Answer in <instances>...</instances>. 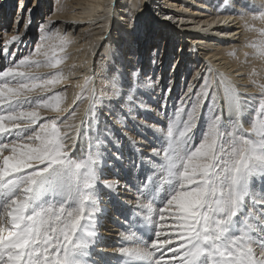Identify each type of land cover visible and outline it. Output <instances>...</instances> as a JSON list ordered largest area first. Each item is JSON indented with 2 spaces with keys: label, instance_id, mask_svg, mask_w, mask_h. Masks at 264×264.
<instances>
[{
  "label": "snow or ice",
  "instance_id": "snow-or-ice-1",
  "mask_svg": "<svg viewBox=\"0 0 264 264\" xmlns=\"http://www.w3.org/2000/svg\"><path fill=\"white\" fill-rule=\"evenodd\" d=\"M251 20L264 24V11ZM54 23L41 27L39 43L19 59L9 46L23 33L3 38L2 52L13 59L0 69V264H113L94 259L97 253L115 264H264V82L252 80L256 94L241 91L209 63L166 127L145 125L158 145L125 170L130 178L141 164L146 169L132 181L135 204L121 246L105 254L98 250L102 197L128 187L104 179L113 158L106 125L86 150L78 153L76 142L99 127L104 108L129 105V116L131 105L142 108L137 93L154 90L158 79L141 81L138 70L127 83L113 76L106 93L86 77L76 96L87 101L82 115L79 105L64 115L66 91L56 89L72 75L61 67L72 40ZM245 27L258 32L246 56L264 61V26Z\"/></svg>",
  "mask_w": 264,
  "mask_h": 264
},
{
  "label": "bare ground",
  "instance_id": "bare-ground-1",
  "mask_svg": "<svg viewBox=\"0 0 264 264\" xmlns=\"http://www.w3.org/2000/svg\"><path fill=\"white\" fill-rule=\"evenodd\" d=\"M7 1L9 0L0 1V69L13 59L11 55L6 59L2 52L5 35L10 37L23 33L21 42L9 46V53H14L15 59L24 56L26 49L28 53L35 48L39 43V40L37 42L35 40L37 37L40 38V29L48 24L49 19L55 22L52 27H58L72 40V44L67 49L69 58L61 66L66 75L69 70L72 75L64 79L56 89V91H66L63 106L68 111L64 115H68L80 105L76 96L84 86L86 77L92 78L93 86L103 87L106 93L111 91L109 85L113 76L119 75L127 83L132 79L131 74L138 70L141 81L149 77L152 81L158 79V85L154 90L146 88L137 93L136 104H142V108L131 105L134 110L130 116L126 111L129 105L113 104L115 113L104 108L102 112L97 113L99 127L93 126L83 133L86 138L78 139L76 142L78 153L86 150L97 133L105 130V125L112 137L106 139L107 152L113 158L109 160L110 166L105 169L108 175L104 179L118 180L121 185L128 187V190L124 187L119 188V197H114L120 199V203L112 204L110 194L106 193L102 197L101 220L104 222L98 231L103 237L101 243L104 245L105 253H113L121 246L119 234L126 232L125 225L130 213H125V210H132V205L135 204L136 188L132 181L139 180L146 171L145 166L141 164L129 178L125 170L132 168V161L140 164L141 157L147 160L151 148L157 147L155 144L158 143V134H154L145 125L165 126L167 118L160 111L162 104H165L162 90L165 85L172 89L181 77H187L188 86L191 84L195 92L202 80L193 77L198 73L201 74L200 70L208 67L210 63L214 69L225 73L241 91L258 93L257 85H254L253 79L250 78L248 66L253 64L259 70L257 72L259 75L254 78L261 83L259 79L264 82L261 79L264 77V68L260 62L264 63V61L252 55L246 56L249 30L245 27V21L249 22L252 16L264 11V0H48L50 5L42 8L44 15L34 23L36 26L39 22L38 33L34 32L30 21L43 7L40 6L43 0H11L6 7ZM12 4L14 7L11 9ZM15 10L16 18L11 23V13ZM7 11L8 15H6ZM154 14L165 21L168 17L170 23L162 22ZM172 18H175V21ZM154 35L156 37L154 42L157 44L152 45L150 40ZM162 36L165 37L167 50L166 46L160 49L163 43L160 42ZM139 39L145 42L143 50L137 47L140 43ZM174 41H182L179 45L182 47L179 54L170 51L175 44ZM185 41L188 45H185ZM121 43L126 45L121 46ZM147 46L150 47L151 54H145ZM233 51L235 54H231ZM160 54H164L162 63L168 60L167 63L171 64L170 68L162 69L161 65L158 66L160 62L156 61V58ZM183 54L191 56L188 73H185L187 64L186 66L182 64V61L188 59ZM234 56H238L245 63L236 64L233 60ZM248 60L250 63L246 64ZM205 61L206 64H203ZM174 64L181 65L177 75L174 71L171 72ZM40 71L46 72L49 69L43 68ZM176 89L175 87L171 91L173 101ZM81 105L79 108L82 115L87 101ZM121 108L125 110L122 111ZM245 126H248L247 123ZM198 132L199 129L197 135ZM132 141L138 143L133 144ZM115 157L120 159L117 160ZM116 172L120 175H115ZM107 210L110 211L109 219L104 218V212ZM118 224L120 228L117 227ZM94 257L100 260L102 255L97 253ZM115 259L112 256L113 262Z\"/></svg>",
  "mask_w": 264,
  "mask_h": 264
},
{
  "label": "rangeland",
  "instance_id": "rangeland-1",
  "mask_svg": "<svg viewBox=\"0 0 264 264\" xmlns=\"http://www.w3.org/2000/svg\"><path fill=\"white\" fill-rule=\"evenodd\" d=\"M1 1V0H0ZM10 1L11 0H9V1H7V3L5 4V6H8L9 5V3H10ZM18 1V0H17ZM49 3V1L48 0H43V3H41L40 2V6H42L43 5V7H41V9H40V11L38 12V15L36 16V14H35V18H33V20H31L30 21V23H31V25H33V27H34V32L36 33V31H37V33L39 32V28H40V25H38V23H37V25L35 26V21L37 20V21H39V19H40V16H42V15H44L43 13V10L44 9H42V8H45V6L47 7V5H50V3ZM14 7V5L12 4V7H11V9ZM150 7H151V9L154 11V9L152 8V6H151V4H150ZM16 9V8H15ZM8 13V11L6 12V15H8L7 14ZM154 13V12H153ZM157 18H159V20H161L162 22H164V23H170V21L168 20V17L166 18V21L165 20H163V19H161L160 17H158L156 14H154ZM259 15V14H258ZM15 18H16V10H15V12L13 11L12 13H11V23L12 22H14L15 21ZM173 19V21H175V18H172ZM249 23H252V24H254L255 25V27L258 29V28H260V27H262V26H264V24H262L259 20H256V21H252L251 19H250V21H249ZM172 25V24H171ZM140 26V25H139ZM34 34V33H33ZM156 35V34H155ZM155 35H154V37L153 38H151V40H150V42L152 43V45H155V44H157V42H154V40L156 39V37H155ZM194 35V34H193ZM36 36V35H35ZM258 37V32L257 31H254V30H249L248 31V35H247V42H248V45H249V42H251V41H254L256 38ZM160 39H162V40H160ZM159 40H160V42H162L163 41V43L160 45V48H162V47H165L166 46V40H164L165 39V37L164 36H162L161 38H160ZM167 39V38H166ZM39 40V37H37V39L35 40L36 42ZM168 40V39H167ZM139 41H140V43H138L137 44V47H138V49H140V50H143V45H144V41H143V39H139ZM182 42V41H181ZM181 42L180 41H178V42H175L174 41V46L170 49V51H172V52H174L175 51V53H173V54H179V52H180V48H182L181 46H179V45H181ZM187 42L185 41V45H188V43L186 44ZM177 44V45H176ZM122 45H126V43H121V46ZM172 44H170V46H171ZM169 46V47H170ZM31 49V47H29V50ZM34 50V49H33ZM32 50V51H33ZM166 50H167V46H166ZM249 50V51H248ZM248 50L246 51V53L248 54H251L253 51H254V49L252 48V47H250V46H248ZM26 51H27V49L25 50V52L23 53L24 55H27L28 53H26ZM150 47L149 46H147L146 47V51H145V54H149L150 52ZM178 52V53H177ZM151 54V53H150ZM159 54V53H158ZM231 54H235V52L233 51ZM233 60H234V62L236 63V64H243V63H245V61H242L238 56H234V58H233ZM250 63V61L248 60V63H246V64H249ZM203 64H206V61L203 63ZM260 64L261 65H263V68H264V63H261L260 62ZM249 68V71H250V73H252V71H253V69H255V71L256 72H258L259 70L258 69H256L255 68V66L252 64V65H250V66H248ZM170 68V67H169ZM43 69V68H42ZM41 69V70H42ZM207 69V67L206 68H203V70H200L201 72V74H203L204 72H205V70ZM189 72V71H188ZM187 72V68H186V72L185 73H188ZM181 75H182V73H181ZM186 76V75H185ZM250 78L251 79H256V80H258L257 78H253V77H251L250 76ZM183 80V81H182ZM200 81V80H199ZM259 81L260 82H262L260 79H259ZM189 81H188V78L187 77H181V79H180V81L178 82V84L176 85V90L174 91V93H175V100L173 101L172 100V95H171V91L170 92H168L167 91V89L169 88L168 87V85L166 86L165 85V87L162 89L163 91H164V96H167V100H166V102H165V104L163 103L162 104V107L160 108V111H162L163 112V114H164V116L167 118L168 117V115H170L171 114V112L174 110V108H175V106L178 104V102H179V100H180V98L183 96V94L186 92V88L188 87V83ZM259 83V82H258ZM85 84V83H84ZM174 93H173V95H174ZM82 105L80 104L79 105V107H81ZM172 108V109H171ZM164 127H166V124H165V126ZM199 133V132H198ZM197 142H198V140H197ZM154 144V143H153ZM121 145H123V142L121 143ZM155 145H158V143H156ZM141 176H142V173H141ZM144 177L142 176V177H140V179L139 180H142Z\"/></svg>",
  "mask_w": 264,
  "mask_h": 264
},
{
  "label": "built area",
  "instance_id": "built-area-1",
  "mask_svg": "<svg viewBox=\"0 0 264 264\" xmlns=\"http://www.w3.org/2000/svg\"><path fill=\"white\" fill-rule=\"evenodd\" d=\"M183 56L186 58V59H188V61H182V64H183V66H184V64H185V66H186V64H187V67L186 68H188L189 67V58L191 57L190 56V54H183ZM164 58V54H160L159 56H158V60H159V62H160V64L158 65V66H160L161 65V68L163 69V68H168V67H171V64L169 63H167L168 62V60H165V63L163 62L162 63V61L164 60L163 59ZM181 65H179V64H174V67L171 69V72H175V74L177 75L178 73H179V67H180ZM181 73L182 72H180V75H181Z\"/></svg>",
  "mask_w": 264,
  "mask_h": 264
}]
</instances>
